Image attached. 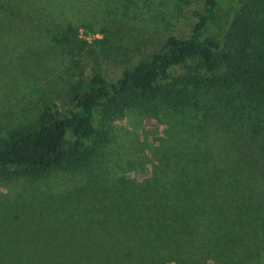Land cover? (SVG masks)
Returning <instances> with one entry per match:
<instances>
[{
	"label": "rangeland",
	"instance_id": "374dc122",
	"mask_svg": "<svg viewBox=\"0 0 264 264\" xmlns=\"http://www.w3.org/2000/svg\"><path fill=\"white\" fill-rule=\"evenodd\" d=\"M201 10L200 0H0V139L41 112L69 116L91 69H131L167 36L187 37ZM259 118L234 88L175 109L128 99L99 112L87 165L0 176V264H264V179L234 144ZM196 205L206 230L187 235L182 213Z\"/></svg>",
	"mask_w": 264,
	"mask_h": 264
},
{
	"label": "trees",
	"instance_id": "16d2710c",
	"mask_svg": "<svg viewBox=\"0 0 264 264\" xmlns=\"http://www.w3.org/2000/svg\"><path fill=\"white\" fill-rule=\"evenodd\" d=\"M200 1L202 10L194 13L187 37L167 36L159 51L129 70L106 76L91 69L83 85L72 87L75 111L69 116L44 111L32 123L9 130L0 139V176L39 179L54 169L87 165L98 148L94 124L99 112L106 114L128 99H157L175 109L193 103L198 93L234 88L260 116L247 139L234 143L236 159L264 179V0ZM68 134L71 142L64 147ZM215 188L206 180V194ZM192 190L189 197L196 199ZM216 205L210 208L219 213L222 206ZM200 210L196 205L192 213H182L183 233L206 230V223L199 224ZM209 211L206 205L207 218Z\"/></svg>",
	"mask_w": 264,
	"mask_h": 264
}]
</instances>
